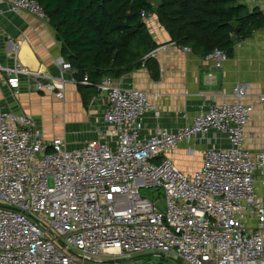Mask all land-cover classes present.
Segmentation results:
<instances>
[{"label": "built area", "instance_id": "built-area-1", "mask_svg": "<svg viewBox=\"0 0 264 264\" xmlns=\"http://www.w3.org/2000/svg\"><path fill=\"white\" fill-rule=\"evenodd\" d=\"M5 2L11 11L49 21L37 0ZM207 58L220 67L227 54L215 49ZM59 62L73 68L64 57ZM0 73L16 93L26 74L47 79L39 90L65 96L63 77L20 62L0 63ZM114 80L97 83L108 93L104 119L113 141L95 138L69 149L63 136L47 140L32 115L0 105V264H264V198L256 186L264 149L245 146L264 87L246 102L248 85L238 83L233 102L202 106L177 131L157 126L147 136L144 115L159 116V94ZM81 82L91 84L87 75ZM212 128L231 146L207 148L199 168L180 169V145Z\"/></svg>", "mask_w": 264, "mask_h": 264}, {"label": "crops", "instance_id": "crops-1", "mask_svg": "<svg viewBox=\"0 0 264 264\" xmlns=\"http://www.w3.org/2000/svg\"><path fill=\"white\" fill-rule=\"evenodd\" d=\"M243 2L252 9L258 8L264 15V0ZM155 3L157 5L158 1ZM147 25L160 45L152 55L157 60L158 75L154 76L144 63L120 78H114L115 84L122 88L159 94V116L153 110L145 113L143 134L152 136L157 126L177 131L189 124L202 106L233 102L236 99L233 89L238 83L248 85L246 102L255 101L262 91L264 26L238 42L233 55H227L222 66L217 67L213 59L174 43L156 14L147 17ZM62 57V41L49 21L27 12L11 11L7 2L0 0V63L12 67L20 62L33 71L65 79V96L58 98L38 89L39 81H47L43 76L22 75L19 93H16L7 83V75L0 73V105L3 109L32 115L47 140L63 136L69 149L81 148L95 138L111 140L104 119L108 107L107 91L80 82L76 69L64 70L59 62ZM230 146L227 135L212 128L200 134L197 140L182 143L175 161L180 169L193 171L201 166L205 149ZM245 146L251 151L264 149V103H257L246 127ZM189 147L195 149L194 155H189ZM189 162H195L196 166L191 168ZM256 186L258 194L264 198V170L257 171Z\"/></svg>", "mask_w": 264, "mask_h": 264}, {"label": "trees", "instance_id": "trees-1", "mask_svg": "<svg viewBox=\"0 0 264 264\" xmlns=\"http://www.w3.org/2000/svg\"><path fill=\"white\" fill-rule=\"evenodd\" d=\"M37 1L80 82L87 75L96 87L103 77L120 78L144 63L158 75L157 60L149 55L160 46L147 25L150 14L157 15L174 43L202 56L215 49L231 56L235 39L241 42L264 26L262 11L243 0Z\"/></svg>", "mask_w": 264, "mask_h": 264}, {"label": "rangeland", "instance_id": "rangeland-1", "mask_svg": "<svg viewBox=\"0 0 264 264\" xmlns=\"http://www.w3.org/2000/svg\"><path fill=\"white\" fill-rule=\"evenodd\" d=\"M73 134H74V133H73ZM75 136H76V135H75ZM189 163H190V162H189ZM186 164H188V163H186ZM189 166H190L191 168H192V167L194 168V167L196 166V163H195V162H191V163L189 164ZM143 191H144V192H147V193L149 192V190H144V189H143ZM150 258H151L152 260H156V261H157V260H161V261H162V259H161L160 257H157V256H156V257H155V256L146 257V260H148V259H150ZM175 264H177V263H175Z\"/></svg>", "mask_w": 264, "mask_h": 264}, {"label": "water", "instance_id": "water-1", "mask_svg": "<svg viewBox=\"0 0 264 264\" xmlns=\"http://www.w3.org/2000/svg\"><path fill=\"white\" fill-rule=\"evenodd\" d=\"M235 42H236V43H238V42H240V41H239V40H237V39H235Z\"/></svg>", "mask_w": 264, "mask_h": 264}]
</instances>
